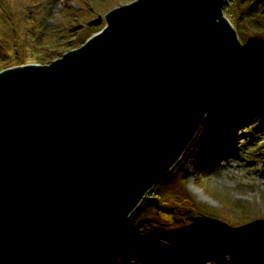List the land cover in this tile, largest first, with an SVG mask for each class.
I'll list each match as a JSON object with an SVG mask.
<instances>
[{
  "label": "water",
  "instance_id": "obj_1",
  "mask_svg": "<svg viewBox=\"0 0 264 264\" xmlns=\"http://www.w3.org/2000/svg\"><path fill=\"white\" fill-rule=\"evenodd\" d=\"M223 5L136 0L50 63L0 72V261L121 228L252 67Z\"/></svg>",
  "mask_w": 264,
  "mask_h": 264
},
{
  "label": "trees",
  "instance_id": "obj_2",
  "mask_svg": "<svg viewBox=\"0 0 264 264\" xmlns=\"http://www.w3.org/2000/svg\"><path fill=\"white\" fill-rule=\"evenodd\" d=\"M36 1L23 0V3L34 8ZM260 2L262 1L257 0L250 5L244 0H237L233 9L225 12L235 26L239 40L246 45H250L249 37L264 43V12L257 15L253 11V7ZM117 3V0H81L79 9L66 4L58 19L52 22L47 19L48 22L42 24L32 19V12H27L25 39L31 43L27 46L28 56H21L18 48L13 56L0 54V71L28 61L48 63L80 46L90 36L83 34V25L88 23L93 26L92 21L100 13L112 10L118 6ZM252 50L261 56L259 61L254 63L252 69L236 73L218 102L207 112L197 133L176 162L178 169L183 170L190 161L193 163L194 174L200 186L218 202L217 207L197 202L188 193L184 204H181L178 196L170 194L164 187L163 183L169 178L166 175L154 185V189L148 191L141 203L153 207L154 214L167 223L145 217L142 212L144 208H138L112 234L49 244L17 258L16 263L118 264L125 260H137L139 263L149 264L150 258H159L160 264H172L181 260L185 263L190 259L203 261L213 258V253L206 248L207 242L201 237L168 228V223L174 225V222L180 220L175 218L179 210L172 206L173 203L185 206L190 220L202 224H217L225 227L224 230L227 228L229 232L235 233L233 235L258 239L261 232L264 233V196L261 197V208L248 200L235 198L227 190L209 185L201 177L213 169L212 165L218 157L230 150L237 125L242 124L247 116H252L255 108L264 109V50L253 47ZM234 111L238 112V117L232 115ZM176 174L177 172L173 175ZM181 179L183 181L185 177ZM229 243L227 241L223 244L228 246ZM207 244L213 245L210 242Z\"/></svg>",
  "mask_w": 264,
  "mask_h": 264
},
{
  "label": "rangeland",
  "instance_id": "obj_3",
  "mask_svg": "<svg viewBox=\"0 0 264 264\" xmlns=\"http://www.w3.org/2000/svg\"><path fill=\"white\" fill-rule=\"evenodd\" d=\"M36 1V0H35ZM134 0H117V5L129 3ZM237 0H224L222 8L223 14L227 9H233V5ZM250 5L255 4L257 0H244ZM253 7L255 14L260 15L264 12V0ZM23 0H0V54L5 56L7 53L10 56L16 54L17 49L21 56H28L27 46L31 43L26 41L25 15L27 12H32V19L38 24L51 22L58 19L63 12V6L70 2L79 7L80 0H37L34 2L36 7L31 8L24 4ZM32 5V4H30ZM100 22L90 26L88 23L83 25V34L94 35L97 30L104 26L103 17ZM226 16V15H225ZM97 18V17H96ZM237 33V32H236ZM239 38V35H237ZM250 49L257 48L264 50V43L255 38H248ZM264 51H262V54ZM255 61H259L260 55L253 53ZM5 60V59H4ZM7 60V58H6ZM42 64L40 62L28 61L25 64ZM264 63V62H263ZM18 66V65H16ZM13 67V66H11ZM9 68V67H8ZM251 109V108H250ZM254 115L245 118L240 126L235 129V140L231 144L230 150L223 153L221 157L212 165V170L206 172V175L201 176L209 185L217 188H222L231 192L235 198L245 199L252 204H258L263 208L261 197L264 196V113L255 108ZM236 111L233 112V116ZM232 116V117H233ZM178 165H174L166 174L169 177L163 184L164 187L172 195H177L179 200L184 204L187 193L195 197L197 202L204 203L210 207H217L218 202L214 200L210 194L201 187L198 182L194 170L193 163L190 161L185 170L178 169ZM175 172H177L176 175ZM173 175V176H170ZM185 179L182 181V177ZM154 187V186H153ZM151 187V189L153 188ZM161 187V186H160ZM154 189V188H153ZM148 193V192H147ZM146 193V194H147ZM145 194V196H146ZM142 198V200L145 198ZM141 200V202H143ZM140 202V203H141ZM140 205V204H139ZM138 205V206H139ZM143 205V206H142ZM136 207L132 214L140 208H144L143 215L149 218H156L161 223H167L163 219L154 214V208L141 203ZM172 206L177 208L179 214L175 218L180 219L174 222V225L168 223V228L174 231H182L183 233H192L201 237L206 243V248L209 252H213L214 258L196 261L190 259L188 262L172 264H264V233L261 232L258 239L246 236L233 235L235 233L229 232L225 227L217 224H202L197 221L190 220L186 215L185 206L173 203ZM176 210V209H175ZM235 240V241H233ZM230 242L228 246L223 243ZM133 259V258H131ZM213 259V260H212ZM15 259L9 257L0 262V264H14ZM149 264H160L159 258H150ZM118 264H145V262L123 261Z\"/></svg>",
  "mask_w": 264,
  "mask_h": 264
},
{
  "label": "bare ground",
  "instance_id": "obj_4",
  "mask_svg": "<svg viewBox=\"0 0 264 264\" xmlns=\"http://www.w3.org/2000/svg\"><path fill=\"white\" fill-rule=\"evenodd\" d=\"M90 41H91V40H90ZM236 117H238V112H236ZM16 260H17V259H16ZM16 260L14 261V264H17V263H16ZM1 261H2V260H1ZM1 261H0V262H1Z\"/></svg>",
  "mask_w": 264,
  "mask_h": 264
}]
</instances>
